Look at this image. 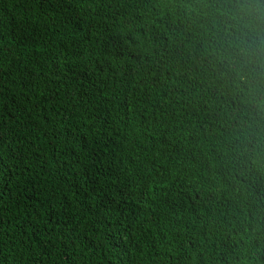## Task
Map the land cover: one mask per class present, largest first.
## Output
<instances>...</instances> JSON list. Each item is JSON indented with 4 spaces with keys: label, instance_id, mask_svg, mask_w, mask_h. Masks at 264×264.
I'll list each match as a JSON object with an SVG mask.
<instances>
[{
    "label": "trees",
    "instance_id": "trees-1",
    "mask_svg": "<svg viewBox=\"0 0 264 264\" xmlns=\"http://www.w3.org/2000/svg\"><path fill=\"white\" fill-rule=\"evenodd\" d=\"M231 3L0 0V264H264Z\"/></svg>",
    "mask_w": 264,
    "mask_h": 264
},
{
    "label": "clouds",
    "instance_id": "clouds-1",
    "mask_svg": "<svg viewBox=\"0 0 264 264\" xmlns=\"http://www.w3.org/2000/svg\"><path fill=\"white\" fill-rule=\"evenodd\" d=\"M226 15L225 26L241 63L258 61L264 56V4L260 0H232Z\"/></svg>",
    "mask_w": 264,
    "mask_h": 264
}]
</instances>
